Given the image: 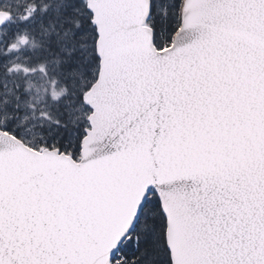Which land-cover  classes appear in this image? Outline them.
I'll list each match as a JSON object with an SVG mask.
<instances>
[{
  "label": "snow or ice",
  "instance_id": "1",
  "mask_svg": "<svg viewBox=\"0 0 264 264\" xmlns=\"http://www.w3.org/2000/svg\"><path fill=\"white\" fill-rule=\"evenodd\" d=\"M0 264H264V0H0Z\"/></svg>",
  "mask_w": 264,
  "mask_h": 264
}]
</instances>
